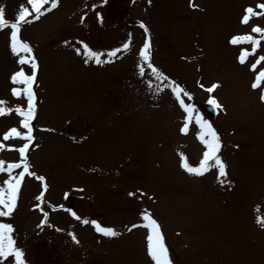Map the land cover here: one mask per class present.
Instances as JSON below:
<instances>
[{
  "label": "rangeland",
  "instance_id": "rangeland-1",
  "mask_svg": "<svg viewBox=\"0 0 264 264\" xmlns=\"http://www.w3.org/2000/svg\"><path fill=\"white\" fill-rule=\"evenodd\" d=\"M21 5L31 10L27 0H0L8 21ZM258 5L264 0H58L20 26L30 54L14 53L11 29L0 30V101L13 109L0 115L5 167L20 162L14 149L29 143L3 140L13 128L27 132L14 111L27 109L25 85L12 77L35 75L25 154L31 174L12 213L0 216L23 264H155L146 213L160 226L170 264H264V226L257 223L264 219V80L252 87L264 71V60L256 64L264 37L253 31L264 32V15L242 23L245 9L260 13ZM249 36L260 44L241 63L253 44L231 40ZM146 41L152 65L167 80H157L139 58ZM126 43L127 51L108 55ZM85 46L111 62L97 64ZM32 58L35 70L20 63ZM171 82L189 94L181 98L193 108L191 121L164 87ZM210 97L222 106L215 114L205 109ZM197 116L219 136L223 177L215 167L202 176L182 167V159L198 166L207 150ZM21 171H0V188ZM84 220L119 235L104 236Z\"/></svg>",
  "mask_w": 264,
  "mask_h": 264
},
{
  "label": "snow or ice",
  "instance_id": "snow-or-ice-1",
  "mask_svg": "<svg viewBox=\"0 0 264 264\" xmlns=\"http://www.w3.org/2000/svg\"><path fill=\"white\" fill-rule=\"evenodd\" d=\"M27 3L31 6V10L24 5H21V8L18 12L17 18L15 21H8L5 18V11L3 8H0V30L3 28H10V39H11V47L14 53H18L20 51L31 53V48L27 45L26 42H23L19 38L20 26L23 23H30L31 20L29 17L33 19H39L41 15L46 11H51L56 8L58 5V0H27ZM45 5L49 7L45 8ZM258 8L262 9L260 13H256L253 8L249 7L245 9V15L242 18V23H248L250 18L254 15H264V5H258ZM143 27V25H141ZM254 32L261 33L262 37H264V32L257 26L253 28ZM238 42L251 43L253 44V50L251 53L242 52L240 57V62L244 63L247 55H255L256 48L259 46L260 41L254 40L250 36L249 37H234L231 40V43L236 44ZM129 44H124L123 48L115 49L108 53L110 57L117 56V53L121 51H127L129 48ZM85 51L89 55L90 58L95 59L97 64L100 63H110L111 60L102 61L100 56L101 54L92 52L88 50L85 46ZM139 58L144 62V65L147 66L148 69L151 70L153 75L157 80H167L168 78L159 72L157 68H155L151 63L150 56V43L145 42L142 49L139 52ZM261 60H264V57H260L257 59L256 64H259ZM31 62L32 68L35 70L36 64L34 62V58L30 61L26 59H21L20 63ZM256 64L252 65L253 70L256 69ZM144 65L139 66L140 74L143 75L145 72ZM264 80V71H260L256 76V81L253 83L252 87L257 88L260 86L261 81ZM12 81L14 83H23L25 88L23 90L24 95L27 97V109L16 108L14 111L19 113L23 119L21 121V125L24 129L27 130L26 133L21 134L17 129L13 128L9 130L8 133L3 135V140H9L14 137H18L24 140L29 141V143H25L19 149H14L20 153L21 161L17 163H8L5 165V162L0 161V171L11 172L13 169H18L23 167V171H21L18 177H13L4 183L7 185L6 188H0V216H7L12 213L16 206V200L18 197L19 188L23 177L25 174H31L29 172V166L26 161V150L29 148L30 142L32 140V128H31V120L34 117V100L35 94L32 91V84L35 81V75H26L23 71H19L15 73L12 77ZM164 87L171 88L172 92L175 94L178 102L184 108L185 112L188 113V121L192 120L193 108L191 105L185 104L184 100L181 98V93L183 89H181L178 85H175V82H171L169 84H165ZM218 85H212L207 88L209 93H212ZM13 95L19 96L21 95V91L18 89H13ZM185 96L189 94L187 92H183ZM261 99L264 100V95L261 96ZM208 104L211 105L214 109H220L222 106L218 103V101L214 97H210L208 99ZM5 102L0 101V115H6L9 112L13 111V109H6L3 105ZM196 123L200 126L199 138L206 146V151L203 153V158L199 162L198 166H190L186 159H182V167L193 175L202 176L211 168L215 167L218 169L219 176L223 177L226 175L225 164L220 159L218 153L220 150V139L217 135L216 131L212 128V125L205 120H202L199 116L196 118ZM182 131H187V122L185 123ZM207 137V139H205ZM5 145L0 143V150H4ZM43 179V178H41ZM14 181V182H13ZM223 182V181H222ZM42 197H37V199H41ZM75 215V213H73ZM80 219V217H76ZM143 219L146 221L145 227L150 229V234L147 237L148 240V251L152 259L155 261V264H170V260L168 257V249L165 247L163 237L160 233V226L158 223L151 217L150 214H145ZM83 223L88 224L92 223L95 227V230L107 237H114L119 235L115 230L111 228H105L97 224L95 221L89 222L88 220H84ZM257 223L264 226V219L258 218ZM133 227H136L135 225ZM12 228L10 225L0 223V260H6L8 257H13L14 264H23V253L21 250L15 247V241L11 236ZM72 239L75 241L76 237L73 235ZM78 243V241H76Z\"/></svg>",
  "mask_w": 264,
  "mask_h": 264
},
{
  "label": "water",
  "instance_id": "water-1",
  "mask_svg": "<svg viewBox=\"0 0 264 264\" xmlns=\"http://www.w3.org/2000/svg\"><path fill=\"white\" fill-rule=\"evenodd\" d=\"M205 108L208 112L210 113H215L217 109H214L211 105H209L208 103L205 105Z\"/></svg>",
  "mask_w": 264,
  "mask_h": 264
}]
</instances>
